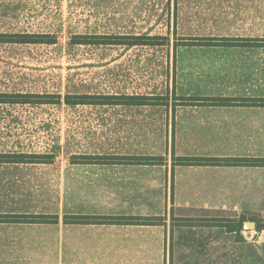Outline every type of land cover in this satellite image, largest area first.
<instances>
[{
	"label": "rangeland",
	"instance_id": "obj_1",
	"mask_svg": "<svg viewBox=\"0 0 264 264\" xmlns=\"http://www.w3.org/2000/svg\"><path fill=\"white\" fill-rule=\"evenodd\" d=\"M0 32L57 37L52 45L0 44V91L162 98L143 105L0 104V152L54 154L55 164L48 167L52 190L60 187V167L75 155H183L230 145L185 141L213 123L192 118L199 110L186 105L192 101L187 96L264 97V46L185 45L212 36L256 37L257 43H264V0H0ZM73 34L151 35L165 40L131 47L70 45ZM66 173L63 197L71 209L74 170ZM248 192L257 203L264 200V190ZM248 217L264 224V212ZM38 233L41 236L28 237ZM250 233L239 249V264H264V229ZM23 246L32 253H0V264H71L74 229L64 226L59 232L52 226L0 237L2 252ZM60 247L62 254L57 253Z\"/></svg>",
	"mask_w": 264,
	"mask_h": 264
},
{
	"label": "crops",
	"instance_id": "obj_2",
	"mask_svg": "<svg viewBox=\"0 0 264 264\" xmlns=\"http://www.w3.org/2000/svg\"><path fill=\"white\" fill-rule=\"evenodd\" d=\"M187 97L264 99L263 96L224 94ZM186 105H194L199 110L192 118L213 119V123L212 128L208 126L197 134L190 133L185 141L231 144H219V150L214 152L183 155L137 151L97 153L129 160L68 162L60 167L58 191L52 190L53 179L48 180V167L55 162L0 163V214L58 215L59 218L55 224L0 222V237H14L16 231L23 230L45 231L52 226H58L61 232L64 226H70L74 229L71 264H239V249L251 236L243 227L237 231L222 226L178 225L174 220L221 218L236 223L241 218L250 220L248 214L264 212V200L257 203L254 198L250 199L254 195L248 192L264 190V100L255 104L192 100ZM240 143L246 144L239 149ZM250 145L255 149L248 148ZM179 156L261 160L258 165L175 164L174 158ZM133 157L161 159L136 161L130 159ZM71 169L74 170V205L69 209L64 202L62 186L64 173ZM65 214L161 220L155 223L64 224ZM30 235L41 236L40 233L28 237ZM10 248L5 252L0 249V253H32L25 246ZM57 253H63L62 247Z\"/></svg>",
	"mask_w": 264,
	"mask_h": 264
},
{
	"label": "trees",
	"instance_id": "obj_3",
	"mask_svg": "<svg viewBox=\"0 0 264 264\" xmlns=\"http://www.w3.org/2000/svg\"><path fill=\"white\" fill-rule=\"evenodd\" d=\"M200 38V39H199ZM260 38L256 37H198L196 45H240L245 47H260L264 43H257ZM161 37L151 35H125V34H73L68 43L70 45H158L163 44ZM200 40V41H199ZM43 43L52 45L57 43V37L51 33H28V32H0V44H37ZM162 99L161 97H151L146 95H128V94H93V93H65L61 95L57 92H20V91H0V104H65L67 106L76 105H143L152 104L151 100ZM190 100H210L215 103L230 102H248L255 104L260 98H194L187 97ZM136 161L160 160L154 157H133ZM54 154L45 153H27V152H0V163H52ZM129 160V158L116 155L104 154H84L75 155L70 159L71 163H118V161ZM175 164H239V165H258L261 159L257 158H220V157H199V156H179L175 157ZM58 215H15L0 214V222H38L55 224L58 223ZM161 218L146 217H128V216H90L65 214L63 216L64 224L74 223H155L160 222ZM175 224L192 226H222L228 230L240 231L244 220L241 218L236 223H231L227 219L221 218H175ZM256 221V219H254ZM233 228V229H231ZM264 229V224L256 221V231Z\"/></svg>",
	"mask_w": 264,
	"mask_h": 264
},
{
	"label": "water",
	"instance_id": "obj_4",
	"mask_svg": "<svg viewBox=\"0 0 264 264\" xmlns=\"http://www.w3.org/2000/svg\"><path fill=\"white\" fill-rule=\"evenodd\" d=\"M256 223L252 220H247L243 222V228L250 232L251 230H255Z\"/></svg>",
	"mask_w": 264,
	"mask_h": 264
}]
</instances>
